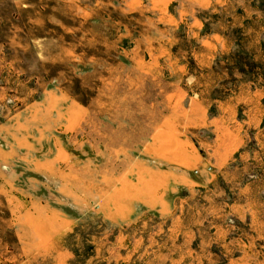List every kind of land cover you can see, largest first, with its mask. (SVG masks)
<instances>
[{
    "label": "rangeland",
    "instance_id": "rangeland-1",
    "mask_svg": "<svg viewBox=\"0 0 264 264\" xmlns=\"http://www.w3.org/2000/svg\"><path fill=\"white\" fill-rule=\"evenodd\" d=\"M0 264H264V0H0Z\"/></svg>",
    "mask_w": 264,
    "mask_h": 264
}]
</instances>
